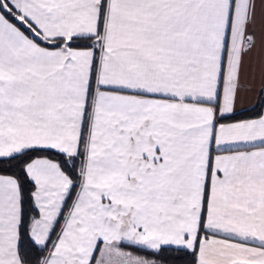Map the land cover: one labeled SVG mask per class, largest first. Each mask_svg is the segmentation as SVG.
Masks as SVG:
<instances>
[{"label": "snow or ice", "instance_id": "snow-or-ice-1", "mask_svg": "<svg viewBox=\"0 0 264 264\" xmlns=\"http://www.w3.org/2000/svg\"><path fill=\"white\" fill-rule=\"evenodd\" d=\"M0 264H264V0H0Z\"/></svg>", "mask_w": 264, "mask_h": 264}]
</instances>
